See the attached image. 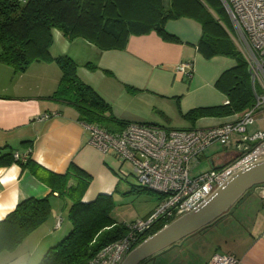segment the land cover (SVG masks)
<instances>
[{"label":"crops","instance_id":"0c3cea01","mask_svg":"<svg viewBox=\"0 0 264 264\" xmlns=\"http://www.w3.org/2000/svg\"><path fill=\"white\" fill-rule=\"evenodd\" d=\"M162 5L165 13L173 10L170 0H162ZM220 23L237 48L233 30ZM164 29L172 38H164L155 29L130 33L122 48H100L83 36L68 39L53 29L49 54L52 59L71 57L77 76L125 122L192 128L215 126L240 116L186 115L195 108L226 104L227 96L216 81L236 62L226 55H203L199 50L202 24L190 15L168 17ZM186 62L192 63L190 76L176 73L178 64ZM60 76L54 60L34 61L23 71L0 63V156L8 154L0 159V220L22 200L48 196L50 216L36 229L42 231L36 250L39 256L70 231L67 211L71 202L52 192L20 161L31 158L41 172L57 174L73 162L92 176L83 196L86 202L101 193L113 195L127 176L124 163L113 152L103 153L90 144V133L76 108L51 97ZM45 114L48 117L42 119ZM112 155L117 159L114 167L107 161ZM204 159L205 151L198 165ZM173 245L143 264H208L215 252L235 255L238 264H264V184L253 186L229 212ZM16 257L11 256L8 264H17Z\"/></svg>","mask_w":264,"mask_h":264},{"label":"trees","instance_id":"16d2710c","mask_svg":"<svg viewBox=\"0 0 264 264\" xmlns=\"http://www.w3.org/2000/svg\"><path fill=\"white\" fill-rule=\"evenodd\" d=\"M208 1L213 5L219 2ZM170 2L173 10L165 13L162 0H0V63L23 71L34 61L54 60L61 76L51 97L72 104L81 122L116 132L128 122L117 118L110 105L77 76L75 61L67 55L51 58L52 30H59L68 39L83 36L100 48H122L130 33L155 29L164 38H172L164 29L165 20L190 15L202 24L199 50L203 55H226L236 63L224 70L216 81V86L226 94L228 103L195 108L186 115L194 118L243 113L254 103L248 65L220 23L222 19L215 18L202 0ZM218 11L227 16L223 6ZM7 155L0 156V159ZM19 164L46 182L52 192L71 202L67 211L72 225L70 231L48 247L37 264H87L103 246L126 234V223L112 215V194L101 193L91 201H83L92 176L73 162L61 174L41 172L31 158ZM140 188L145 189L141 186L137 189ZM49 215L48 196L28 197L20 201L0 220V252L13 251ZM171 220L156 222L138 243Z\"/></svg>","mask_w":264,"mask_h":264},{"label":"built area","instance_id":"2783aa9c","mask_svg":"<svg viewBox=\"0 0 264 264\" xmlns=\"http://www.w3.org/2000/svg\"><path fill=\"white\" fill-rule=\"evenodd\" d=\"M229 18L233 40L247 62L254 92L253 105L240 116L215 126L164 128L128 122L111 132L89 123V142L103 153L113 152L120 163H128L142 188L159 198L143 218L125 222L126 234L103 246L87 264H121L140 237L160 220L174 219L205 202L231 174L264 158V133H246L255 116L264 117V0H219ZM192 63H180L176 73L190 76ZM228 103V100L226 101ZM45 114L41 118H47ZM233 145L237 155L221 167L192 174L205 149L219 142ZM130 172H124L128 175ZM60 218L56 221V227ZM208 264H238L233 254L214 253Z\"/></svg>","mask_w":264,"mask_h":264},{"label":"rangeland","instance_id":"374dc122","mask_svg":"<svg viewBox=\"0 0 264 264\" xmlns=\"http://www.w3.org/2000/svg\"><path fill=\"white\" fill-rule=\"evenodd\" d=\"M202 1L207 7V9L211 11L213 16H215V18L218 19L221 18L224 23H227L229 30L232 31V27L230 25L228 16H226L225 14L224 16L218 11L219 8L222 7L221 2L219 1L217 4L213 5L210 4L208 0H202ZM246 129H247L246 133L248 134H252L257 131L264 133V117H262L261 115L255 116L254 120L247 125ZM239 137L240 134L233 133L230 138L232 142L231 144L223 145L219 142H216L208 146L205 149V154L207 156V159H204L200 163V165H198V167L194 169L191 175L198 174L202 171H206L211 167H219L225 164L231 158H234L238 152L235 146L233 145V142L235 141V139ZM107 161L112 167H114L117 164V159H115L113 155L110 158H108ZM130 168L131 166L128 163H124L122 166V169L127 172H130L131 170ZM138 186H140V184L138 183L137 178L133 172L132 173L130 172L126 176V179L120 182V186L118 187L117 191L112 195L113 203H114L112 215L117 220L122 222H132L134 220L139 219L140 217L143 218V216H145L151 210L154 209L157 195L146 189H141V188L137 189ZM63 210L64 209H62L61 211ZM43 223H41L38 227H40ZM37 228L32 230L17 245V247L14 249L15 253L9 255L10 251L8 250L1 251L0 264H8L7 261L8 259H11V256H17L16 257L17 264H34V263L37 264L41 259V256L43 255L42 254L39 256V252L36 251L40 243L41 234H42V231L40 232L36 230ZM56 243L57 242L51 244L50 246ZM173 246L174 245L167 248H173ZM172 250H175V248Z\"/></svg>","mask_w":264,"mask_h":264},{"label":"water","instance_id":"95a60500","mask_svg":"<svg viewBox=\"0 0 264 264\" xmlns=\"http://www.w3.org/2000/svg\"><path fill=\"white\" fill-rule=\"evenodd\" d=\"M264 184V158L238 169L197 208L181 214L134 246L121 264H140L227 213L253 186Z\"/></svg>","mask_w":264,"mask_h":264}]
</instances>
